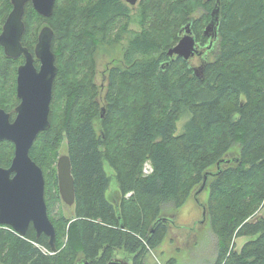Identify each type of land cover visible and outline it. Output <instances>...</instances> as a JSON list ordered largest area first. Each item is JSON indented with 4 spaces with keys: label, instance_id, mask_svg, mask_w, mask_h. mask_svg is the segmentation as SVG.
<instances>
[{
    "label": "trees",
    "instance_id": "trees-1",
    "mask_svg": "<svg viewBox=\"0 0 264 264\" xmlns=\"http://www.w3.org/2000/svg\"><path fill=\"white\" fill-rule=\"evenodd\" d=\"M9 2L0 0V32L12 10ZM138 4L142 33L129 43L130 68L114 67L108 73L103 118L94 83L95 52L101 42L122 39L130 21L128 4L57 0L50 18L26 5L24 46L34 52L41 28L49 25L54 31L58 73L51 127L37 136L30 157L44 173L57 252L32 225L24 237L0 226V264H108L120 249L134 255L133 264H145L149 250L168 234L171 222L159 221L169 218L164 209L182 208L207 172L217 173L209 179L205 204L217 238L215 264H264V0ZM216 6L218 36L210 47L204 30ZM189 23L205 51L199 76L183 58L167 65L168 51ZM139 54L147 59H136ZM22 63V58L5 56L0 46V101L11 93L1 108L17 104L16 74ZM65 140L76 190L70 218L53 215L61 201L56 165ZM14 152L13 143L0 141V167L11 166ZM147 162L150 173L144 170ZM104 163L119 186L110 197L112 179ZM240 238L251 240L238 251Z\"/></svg>",
    "mask_w": 264,
    "mask_h": 264
},
{
    "label": "water",
    "instance_id": "water-1",
    "mask_svg": "<svg viewBox=\"0 0 264 264\" xmlns=\"http://www.w3.org/2000/svg\"><path fill=\"white\" fill-rule=\"evenodd\" d=\"M29 0H11L13 9L9 14L2 33L0 46L8 58L24 56L25 63L18 69V98L20 105L16 108V119L10 121V114L0 109V141L14 144V157L9 168L0 167V226L10 227L19 236L24 237L32 225L37 235H46L53 253L57 252L56 230L48 215L45 200V178L43 170L30 157V151L37 136L50 129V110L53 85L58 67L52 49L54 31L45 26L41 29L34 55L22 44L25 33V5ZM57 0H32L35 11L44 18L53 15ZM134 6L139 0H124ZM220 21V7L216 6L212 12V19L204 30V35L211 38L210 47L218 36L217 27ZM205 51L193 35L192 23L181 30L178 43L168 51L173 60L183 58L191 61L194 57H201L202 65L194 67L195 74L204 68ZM38 60L40 68L35 66ZM224 161H221L220 164ZM229 163V162H228ZM217 173L207 172L204 181L194 192L198 196L208 188L210 177ZM57 178L59 194L68 206H74L76 201L75 180L72 175L71 160L68 155L59 157L57 162ZM199 201V200H198ZM204 217L207 218V208L201 201ZM171 218H161L159 221ZM87 264V263H86ZM108 264H130L127 259L113 258Z\"/></svg>",
    "mask_w": 264,
    "mask_h": 264
},
{
    "label": "rangeland",
    "instance_id": "rangeland-1",
    "mask_svg": "<svg viewBox=\"0 0 264 264\" xmlns=\"http://www.w3.org/2000/svg\"><path fill=\"white\" fill-rule=\"evenodd\" d=\"M2 2V1H1ZM139 3V2H138ZM134 6L128 5L130 10V21L127 24V31L123 35L120 41L114 43L101 42L95 52V64L96 71L94 77V83L99 88L98 100L100 102V116L103 118L106 110L104 99L108 87V73L114 67L123 69L130 68L126 60V53L129 50L130 41L136 36L142 33V16L140 5ZM0 4V9L2 8ZM3 10H0L2 12ZM138 60L147 59L144 55L136 56ZM150 59L155 57L149 56ZM213 57L210 58L212 61ZM193 67H199L201 64V57H194L191 60ZM83 78L82 75L78 76V79ZM81 81V80H80ZM0 104L7 103L10 96L2 95ZM17 102V100H16ZM12 106V105H11ZM122 120V118H120ZM97 131L100 133L99 122L95 123ZM234 156L239 154V148L236 147L232 150ZM68 155L66 140L60 147L59 157ZM57 167V165H56ZM104 168L109 177H111L110 188L107 192V196L110 197L117 190H119L118 182L116 180L115 172L110 168L107 163H104ZM150 171L151 164L147 162L144 166V170ZM214 170V169H213ZM132 193L126 195L129 199ZM61 198V197H60ZM209 198V191L206 189L199 196L198 199L192 196L188 202L180 209L175 210L173 208H165V215L173 219V224L168 230V234L163 242L156 248L150 249L145 257V264H167L171 260H176L177 264H215L217 256V238L214 235L210 221L208 217H204L202 206L199 204H206ZM199 200V201H198ZM263 212V211H262ZM59 213L64 214L67 218H70L75 213V206L66 205L62 199L59 203H56L53 211V215L57 216ZM249 238H240L236 240V250H241L247 243ZM114 258L127 259L130 264L134 263V255L129 254L123 249L113 253Z\"/></svg>",
    "mask_w": 264,
    "mask_h": 264
},
{
    "label": "flooded vegetation",
    "instance_id": "flooded-vegetation-1",
    "mask_svg": "<svg viewBox=\"0 0 264 264\" xmlns=\"http://www.w3.org/2000/svg\"><path fill=\"white\" fill-rule=\"evenodd\" d=\"M10 2V5H11V7H12V9H13V5H12V2H11V0H9ZM140 1V0H139ZM138 1V2H139ZM28 3H31V5L33 6V4H32V0H29L27 3H26V5L28 4ZM128 4V3H127ZM26 5H25V8H26ZM128 5H130V4H128ZM34 8V7H33ZM12 11V10H11ZM11 13V12H10ZM9 13V14H10ZM9 16V15H8ZM8 18V17H7ZM7 20V19H6ZM6 22V21H5ZM5 22H4V24H5ZM4 24H3V26H4ZM3 26H2V30H3ZM45 26H49V25H45ZM44 26V27H45ZM50 27V26H49ZM26 28V27H25ZM42 29V28H41ZM2 30H1V32H0V34L2 33ZM26 30V29H25ZM41 31V30H40ZM40 33V32H39ZM38 36H39V34H38ZM23 44V43H22ZM24 46V45H23ZM24 47H26V46H24ZM36 47V46H35ZM27 48V47H26ZM28 49V48H27ZM4 50V49H3ZM29 50V49H28ZM30 51V50H29ZM31 52V51H30ZM33 55H34V53H35V49H34V52H31ZM5 54V53H4ZM6 56V55H5ZM20 58H22L23 59V63L22 64H20L19 66H18V68H17V76H16V99L18 100L17 101V104L15 105V106H13V107H10L9 105L7 106V108H1L0 107V109H3L6 113H8V114H10V121H14L15 119H16V116H17V113H16V108L20 105V103H21V100L18 98V83H17V79H18V69H19V67L21 66V65H23L24 63H25V58H24V56H21V57H19V58H16V59H20ZM13 59V58H12ZM36 61H38V60H36ZM36 61H35V66L39 69L40 68V65L39 66H37L36 65ZM40 64V63H39ZM115 196V195H114ZM170 226H171V224H170Z\"/></svg>",
    "mask_w": 264,
    "mask_h": 264
},
{
    "label": "built area",
    "instance_id": "built-area-1",
    "mask_svg": "<svg viewBox=\"0 0 264 264\" xmlns=\"http://www.w3.org/2000/svg\"><path fill=\"white\" fill-rule=\"evenodd\" d=\"M145 171H146V173H150V172L152 171V168L150 169V171H148V170H146V169H145Z\"/></svg>",
    "mask_w": 264,
    "mask_h": 264
}]
</instances>
